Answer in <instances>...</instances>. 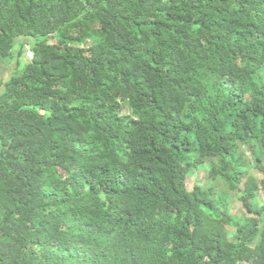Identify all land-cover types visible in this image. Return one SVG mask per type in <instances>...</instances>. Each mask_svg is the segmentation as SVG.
<instances>
[{
	"label": "trees",
	"instance_id": "1",
	"mask_svg": "<svg viewBox=\"0 0 264 264\" xmlns=\"http://www.w3.org/2000/svg\"><path fill=\"white\" fill-rule=\"evenodd\" d=\"M13 59L0 264H264V0H0Z\"/></svg>",
	"mask_w": 264,
	"mask_h": 264
},
{
	"label": "rangeland",
	"instance_id": "2",
	"mask_svg": "<svg viewBox=\"0 0 264 264\" xmlns=\"http://www.w3.org/2000/svg\"><path fill=\"white\" fill-rule=\"evenodd\" d=\"M25 59L27 57L24 56ZM18 70L17 68V60L13 59L9 62H7L6 65H2L0 68V92L2 90V84L7 80L9 77L14 75V73ZM246 159L249 161V164H251V155L249 151H245L244 153ZM210 167V163H206L203 169L200 170H191L190 173L186 176L185 179V184L188 190H192L194 186L196 185H208V186H214L215 192H220V190H225V208L229 213L235 214V215H250L248 213L240 199V195L242 194V188H243V181L240 182L239 184V192L236 190H231L230 188L227 189V185H224V181H218V180H213L209 176L208 169ZM246 175L253 176L258 183V190L256 192V199H255V206H260L262 203H264V188L260 184V180L263 178L262 173H259L256 169H254L252 166H250L246 170Z\"/></svg>",
	"mask_w": 264,
	"mask_h": 264
}]
</instances>
